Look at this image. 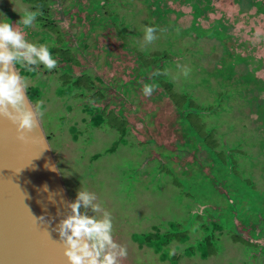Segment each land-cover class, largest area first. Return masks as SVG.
<instances>
[{
	"label": "rangeland",
	"instance_id": "1",
	"mask_svg": "<svg viewBox=\"0 0 264 264\" xmlns=\"http://www.w3.org/2000/svg\"><path fill=\"white\" fill-rule=\"evenodd\" d=\"M51 1L58 35L15 25L24 0H0V20L49 48L66 41L78 63L67 68L93 76L85 98L61 72L40 66L26 78L42 89L41 122L70 199L85 188L112 215L113 239L127 248L118 264H264V0ZM145 25L163 30L149 45ZM154 53L168 56L158 77L176 104L156 84L143 95L155 67L139 74V57ZM102 85L101 100L87 97ZM172 223L187 240L159 252L132 240ZM205 238L208 256L197 246Z\"/></svg>",
	"mask_w": 264,
	"mask_h": 264
},
{
	"label": "water",
	"instance_id": "2",
	"mask_svg": "<svg viewBox=\"0 0 264 264\" xmlns=\"http://www.w3.org/2000/svg\"><path fill=\"white\" fill-rule=\"evenodd\" d=\"M19 135L0 118V264H67L65 246L54 229L72 200L56 153L41 119L33 133L23 140Z\"/></svg>",
	"mask_w": 264,
	"mask_h": 264
},
{
	"label": "clouds",
	"instance_id": "3",
	"mask_svg": "<svg viewBox=\"0 0 264 264\" xmlns=\"http://www.w3.org/2000/svg\"><path fill=\"white\" fill-rule=\"evenodd\" d=\"M21 8V13H18L21 18L15 25L33 27L42 13L39 9ZM158 31L163 30L145 25L144 44L149 45L156 41ZM57 64L58 61L53 58L47 44L27 40L24 33L14 27L6 17L0 20V118L7 119L16 127L20 133L18 139L23 140L26 134L39 128L42 116L39 108L43 101L33 105L29 100L27 78L20 74L17 65L27 72H33L40 66L52 71ZM190 71L191 69L185 67L184 76L187 77ZM155 89V84H145L142 88L143 95L150 97ZM43 190L47 191V187ZM65 206L69 212L59 221L54 231L58 232L60 241L65 246L63 254L67 264H118L119 260L127 256V248L113 239L111 213L97 202L94 192L80 187L75 199L66 202ZM89 210L93 215L88 214Z\"/></svg>",
	"mask_w": 264,
	"mask_h": 264
},
{
	"label": "trees",
	"instance_id": "4",
	"mask_svg": "<svg viewBox=\"0 0 264 264\" xmlns=\"http://www.w3.org/2000/svg\"><path fill=\"white\" fill-rule=\"evenodd\" d=\"M24 2H26L27 5H29V7H30L29 9L30 10H37V9H39V11L42 13V15H40L37 18V21L35 23L38 28H41L43 30L46 29V30H49L51 32H55L56 35L59 34V32H58L59 31L58 26H56L54 24V22L51 20L50 9H49L50 6H51V4H52V1L51 0H24ZM115 33H118V31H115ZM43 41H46V40L43 39ZM62 42H64V41H62ZM56 47L57 46H52L49 49H50V51L52 52V54L54 56L55 55L59 56V58L61 59L60 61L62 62V64L66 66V71H64V70H60L59 71L57 69L58 67H56L55 69L52 70L53 73L61 72L62 73V76L66 77L67 80L69 81L68 82V85H69V83L71 81L72 82V85H74L73 88L75 90H81V89H83V90L80 91L81 92L80 97L81 98H85L86 96H84L82 93L85 92L86 94H88L87 91H89V90L92 91L93 90V89H91L92 88V83H91L92 78L91 77H93V76L90 75V73L87 72V71L84 72L80 76H74L73 75V72L71 70H69V69L71 68V65L78 66V63H77L74 55L72 56V53H71L72 48H70L69 46L68 47L66 46V41H65V44H64L63 47H62V45H61V47H59L60 50L58 48H56ZM56 50H59L60 52L59 51H56ZM72 52H73V50H72ZM60 53H62L63 57L61 56ZM108 54H110V53H108ZM139 56H141V55H139ZM141 57H143V56H141ZM141 57H139L140 58L139 60L141 61V64H142L141 67L142 68L139 71V74H141V75H143V74L147 75L146 73L148 71V68L155 67L154 69H152L150 82L145 83V84H151L152 83V84L159 85L161 88H163L164 91H167L168 92V94L170 95L171 100L173 101L174 104H176L174 102V100L172 99V97H171V96H173L172 95L173 93L171 91V86H172L171 82L168 79H166L163 74H162L163 75L162 78L159 79V77H158V73L160 71H162L161 66H157L158 65L157 64L158 63V60L160 58H162V57L165 58V59L168 58L167 54H165V53H163V54L162 53H160V54L159 53H154V54L150 55V59L149 58L147 59V57H146L143 60H141ZM17 68L19 69L20 74L22 76L27 77L29 75V72L25 71L19 65H17ZM45 70L47 71V69H45ZM162 73H163V71H162ZM32 75L33 76L35 75V72L34 71H33ZM97 80H98V82L101 85V82L102 81L99 78ZM80 85H82L83 88H80L79 87ZM103 88H104V86L102 85V88L101 89H99L98 91H96L95 93H93L91 96H87V97L90 98L92 101H96V102L99 101V100H101L103 98V96H104ZM27 95H28V98L31 100V102L33 104H37L38 101H41L42 100V89L40 87H38V86L28 87V89H27ZM179 97L180 96H178V98ZM177 104L179 105V103H177ZM89 108H92V107L89 106ZM93 109L95 110V108H93ZM93 109H91L92 110V113L94 111ZM46 136H47V139L49 140V143L51 145V148H52L53 152H56L55 150H58V148L54 150V147L52 145L53 144L52 136L47 135V134H46ZM118 144H119V142L115 143L111 148H109L106 151V153H110V152L114 151L116 149V147H117ZM99 156H100L99 154L95 155L94 156V159L97 158V157H99ZM179 228H180L179 224L172 223V225H171V231L168 232V233H166V234H164V235H161L159 233L150 234V235L149 234H134L132 236V238H133L132 240H134L137 243H143V244L145 243L146 245L147 244H151V245L154 246V250L157 251V252H159L160 249H162L164 246H166L169 242H171L173 240H177L178 242L183 241V240H187L186 239L187 237L182 238V237H178L176 235V233L178 232V229ZM239 237H240L239 235H236V236H233V239L234 240H237V239H239ZM240 240H242L243 243H246L247 242L246 240H243L241 238H240ZM197 246L198 247H201L203 249L204 256L205 255L208 256L210 254L211 241L209 240V238H205L204 241L198 242L197 243ZM187 249L189 250V255L191 253H193V251L195 250V248L193 246H190Z\"/></svg>",
	"mask_w": 264,
	"mask_h": 264
},
{
	"label": "flooded vegetation",
	"instance_id": "5",
	"mask_svg": "<svg viewBox=\"0 0 264 264\" xmlns=\"http://www.w3.org/2000/svg\"><path fill=\"white\" fill-rule=\"evenodd\" d=\"M36 105V104H35Z\"/></svg>",
	"mask_w": 264,
	"mask_h": 264
}]
</instances>
